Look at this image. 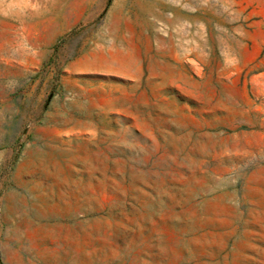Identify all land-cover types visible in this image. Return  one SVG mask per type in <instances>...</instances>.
<instances>
[{"label":"rangeland","instance_id":"rangeland-1","mask_svg":"<svg viewBox=\"0 0 264 264\" xmlns=\"http://www.w3.org/2000/svg\"><path fill=\"white\" fill-rule=\"evenodd\" d=\"M0 264H264V0H0Z\"/></svg>","mask_w":264,"mask_h":264},{"label":"bare ground","instance_id":"bare-ground-1","mask_svg":"<svg viewBox=\"0 0 264 264\" xmlns=\"http://www.w3.org/2000/svg\"><path fill=\"white\" fill-rule=\"evenodd\" d=\"M17 229H18V227H17ZM19 230V229H18ZM21 230V229H20Z\"/></svg>","mask_w":264,"mask_h":264}]
</instances>
